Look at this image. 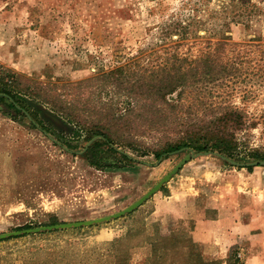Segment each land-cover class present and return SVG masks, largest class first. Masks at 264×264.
I'll return each mask as SVG.
<instances>
[{
  "label": "rangeland",
  "instance_id": "1",
  "mask_svg": "<svg viewBox=\"0 0 264 264\" xmlns=\"http://www.w3.org/2000/svg\"><path fill=\"white\" fill-rule=\"evenodd\" d=\"M223 2L0 0V76L13 82L15 94L21 96L28 88L37 98L55 102L88 126L112 128L124 144L119 149L140 160L137 164L123 160L107 145L95 143L99 136L86 142L85 125L82 129L65 126L48 115L51 121L45 119L47 124L78 145L69 151L34 128L29 118L9 106V100H0L1 111L9 116L10 173L15 177L10 181L12 206L0 209V234L53 226L49 224L52 215L58 224L112 216L149 194L136 208L104 222L0 238V264H24L37 247L55 248L67 241L81 248L105 245L131 227L151 229L153 224L164 233L181 230L192 236L206 258L219 259L221 264H228L232 253L244 264L253 253L264 254L263 241L231 244L226 239L224 244L217 240L214 245L193 236L198 221L216 217L218 209L213 206L236 211L245 208L251 218H264V165L235 166L208 155L192 159L172 173L190 153L189 148L160 159L153 154L182 141L186 129L208 125L215 114L200 107L193 94L186 93L172 107L154 100V93L165 79L169 54L186 52L189 47L177 48L179 36L173 23L195 18L192 28H197ZM201 22V26H212ZM229 29L233 41L258 38L264 42V13L255 14L247 25L234 22ZM199 33L205 34V29L201 27ZM196 50L194 46L192 51ZM254 87L255 98L243 100L239 93L231 101L256 122L238 134L240 149L256 150L264 157V86ZM173 95L177 99L178 91ZM35 105L51 110L46 103ZM233 160L262 159L245 156ZM169 174L171 178L157 188ZM25 225L31 227L17 230ZM145 255L143 249L136 251L134 261Z\"/></svg>",
  "mask_w": 264,
  "mask_h": 264
},
{
  "label": "trees",
  "instance_id": "2",
  "mask_svg": "<svg viewBox=\"0 0 264 264\" xmlns=\"http://www.w3.org/2000/svg\"><path fill=\"white\" fill-rule=\"evenodd\" d=\"M219 10L212 11L204 20H200L197 28H192L191 21H176L174 32L178 34L177 48L188 45L186 52L173 51L167 57L165 79L160 91L155 92L160 102L169 106H177L186 93L198 97L199 106L210 109L214 116L208 125L196 129L185 130L182 141L169 143L163 149L153 152L157 159L167 154L192 148L196 151H213L231 159L249 157L262 159L258 151L244 152L240 149L238 134L256 124L248 117L247 111L235 105L231 99L239 93L243 100L256 97L255 85L264 86V42L261 39H250L247 42L233 41L229 32L231 24H249L257 13H264V0H224ZM207 21L211 26H201ZM200 25V27H199ZM201 27L205 34H200ZM228 28V29H227ZM191 41V39H193ZM196 46V52L192 48ZM11 71V70H10ZM6 78V77H5ZM0 76V100H9V106L16 112L30 119L31 125L54 139L56 144L75 151L77 144L66 140L64 134L58 132L53 124H47L48 115L65 126L77 125L79 129L86 126L84 140L89 142L95 137V143H103L118 153L123 160L137 164L140 162L122 147L118 134H113L110 127L94 124L86 125L73 113L57 107L55 102L43 96L33 95L28 88L18 96L12 88L10 79L6 82ZM178 91L177 99L172 98ZM159 94V95H158ZM131 98V97H130ZM136 98V97H135ZM139 102V98H136ZM175 99L174 101H172ZM35 102V103H34ZM49 104L51 110L37 107L35 104ZM130 104H133L130 99ZM137 106V105H136ZM51 121V120H50ZM85 125V126H84ZM82 131V130H81ZM121 137V136H120ZM122 138V137H121ZM94 143V144H95ZM134 147L133 144H127ZM134 149V148H133ZM136 150V149H134ZM137 153L138 152L137 150ZM141 155V154H140ZM252 168V167H251ZM250 169V168H249ZM56 216L50 217L49 224H58ZM157 224L151 229L143 226L131 227L127 233L113 241L100 246L81 248L76 242L67 241L55 248L51 246L37 247L25 259L24 264H221L219 259H208L201 251L200 245L192 236L181 230L170 233L162 232ZM25 225L17 230L29 228ZM238 247V246H236ZM140 249L146 255L140 261H134V253ZM228 264H244L235 253L228 258Z\"/></svg>",
  "mask_w": 264,
  "mask_h": 264
},
{
  "label": "crops",
  "instance_id": "3",
  "mask_svg": "<svg viewBox=\"0 0 264 264\" xmlns=\"http://www.w3.org/2000/svg\"><path fill=\"white\" fill-rule=\"evenodd\" d=\"M1 108L3 109V105L0 103V111ZM3 113L4 111L0 112V209H9L12 206L9 198L10 181L13 178L12 182H14L15 177L11 176L10 173L9 156L11 153L9 150L11 137L9 134V116ZM4 149L7 153L6 156L4 155ZM18 200H20L19 197ZM213 207L218 209L216 217L210 220L198 221L193 232L195 240L210 244H214L217 240L218 244H224L226 239L230 240L231 244L232 242L242 243L253 240L264 242V218H251L252 214H249L245 208L242 211H236L232 209L225 210L221 205ZM262 263L264 264V254L262 252L259 254L253 253L248 256L246 261V264Z\"/></svg>",
  "mask_w": 264,
  "mask_h": 264
},
{
  "label": "water",
  "instance_id": "4",
  "mask_svg": "<svg viewBox=\"0 0 264 264\" xmlns=\"http://www.w3.org/2000/svg\"><path fill=\"white\" fill-rule=\"evenodd\" d=\"M189 150H190V153L185 156V158L180 162V164L175 168V170L172 173H174L176 170H178L186 162H188V161H190L192 159H195L197 157H200V156H208V155H215V156H217V157H219V158H221V159H223V160H225V161H227L230 164L235 165V166L246 167V166L264 165V160H255V161H252V162L244 163V162H238L236 160H233V159H231V158H229V157H227V156H225L223 154H220L218 152H213V151H195V150L190 149V148H189ZM169 178H171V174L167 175L158 184L157 188H159ZM153 191H155V189L152 190V192ZM148 195L149 194H147L146 196L141 198L138 202L132 204L126 210H124V211H122L120 213L114 214L112 216H108V217H104V218H98V219H94V220L80 221V222H75V223H63V224H57V225H53V226H43V227H40V228H32V229H25V230H22V231H15V232H11V233H4V234H0V238H6V237L11 236V235H19V234H22V233L37 232V231H41V230H52V229H61V228L89 226V225H92L94 223L104 222V221L110 220L112 218H116V217H118V216H120V215H122L124 213H127L130 210L136 208L137 206H139V204H141L143 201H145L147 199Z\"/></svg>",
  "mask_w": 264,
  "mask_h": 264
}]
</instances>
